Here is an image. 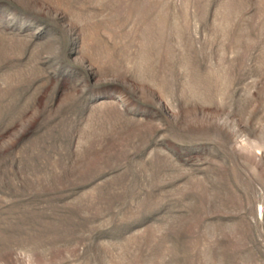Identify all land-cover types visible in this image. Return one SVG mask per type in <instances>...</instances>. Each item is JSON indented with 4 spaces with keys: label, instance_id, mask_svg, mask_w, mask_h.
<instances>
[{
    "label": "rangeland",
    "instance_id": "1",
    "mask_svg": "<svg viewBox=\"0 0 264 264\" xmlns=\"http://www.w3.org/2000/svg\"><path fill=\"white\" fill-rule=\"evenodd\" d=\"M0 264H264V0H0Z\"/></svg>",
    "mask_w": 264,
    "mask_h": 264
},
{
    "label": "bare ground",
    "instance_id": "2",
    "mask_svg": "<svg viewBox=\"0 0 264 264\" xmlns=\"http://www.w3.org/2000/svg\"><path fill=\"white\" fill-rule=\"evenodd\" d=\"M168 64H159V66L157 67L160 72L157 74V71H156V79L159 77H162V78H166V75H167V72H169L170 76L167 77V78H171L173 76V71L175 70V68H179V65L178 63H173V62H167ZM182 66V65H181ZM185 66H183L184 68ZM208 67V70H209V74L211 75L212 78H214L215 76V70L216 68L214 67H210L209 65H207ZM182 68V67H181ZM181 68H179L181 70ZM169 69V70H168ZM198 69H200V65L198 66Z\"/></svg>",
    "mask_w": 264,
    "mask_h": 264
}]
</instances>
